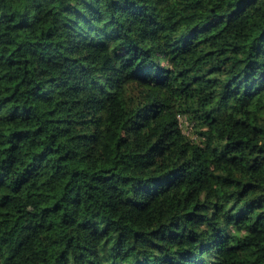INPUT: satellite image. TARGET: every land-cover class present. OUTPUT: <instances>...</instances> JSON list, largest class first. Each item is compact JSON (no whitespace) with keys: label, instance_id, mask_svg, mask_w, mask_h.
Wrapping results in <instances>:
<instances>
[{"label":"trees","instance_id":"1","mask_svg":"<svg viewBox=\"0 0 264 264\" xmlns=\"http://www.w3.org/2000/svg\"><path fill=\"white\" fill-rule=\"evenodd\" d=\"M0 264H264V0H0Z\"/></svg>","mask_w":264,"mask_h":264},{"label":"rangeland","instance_id":"2","mask_svg":"<svg viewBox=\"0 0 264 264\" xmlns=\"http://www.w3.org/2000/svg\"><path fill=\"white\" fill-rule=\"evenodd\" d=\"M190 128V126L187 124L186 121L183 122V130L185 131H189L188 129Z\"/></svg>","mask_w":264,"mask_h":264}]
</instances>
